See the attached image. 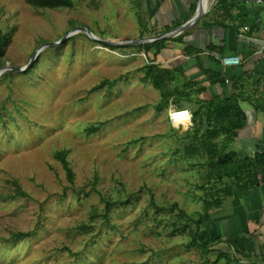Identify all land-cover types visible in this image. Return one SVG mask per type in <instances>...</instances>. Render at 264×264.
<instances>
[{"label":"rangeland","instance_id":"374dc122","mask_svg":"<svg viewBox=\"0 0 264 264\" xmlns=\"http://www.w3.org/2000/svg\"><path fill=\"white\" fill-rule=\"evenodd\" d=\"M152 3L35 8L0 0V67L27 65L0 74V264H205L216 257L211 245L206 252L187 245L193 222L179 230L187 223L179 210L198 219L208 191L205 126L196 131L192 119L172 124L167 116L170 102H193L190 86L179 97L166 81L172 95L157 110L161 91L141 81L154 62L143 44L68 35L78 27L113 41L154 35ZM102 81L109 82L93 89ZM105 200L115 203L107 218Z\"/></svg>","mask_w":264,"mask_h":264},{"label":"crops","instance_id":"0c3cea01","mask_svg":"<svg viewBox=\"0 0 264 264\" xmlns=\"http://www.w3.org/2000/svg\"><path fill=\"white\" fill-rule=\"evenodd\" d=\"M197 1L153 0L150 16L157 33L183 23ZM147 54L172 72L173 95L181 97L186 94L183 85L190 86L194 100L177 99L179 108L191 112L204 102L236 98L245 123L225 140L226 150L250 159L257 154L264 158V2L206 0L200 21L167 38L158 52L151 47ZM228 56H237L239 62L225 63ZM229 183L232 194L209 211L210 248L217 253L209 263L264 264V180L246 189L233 180Z\"/></svg>","mask_w":264,"mask_h":264},{"label":"trees","instance_id":"16d2710c","mask_svg":"<svg viewBox=\"0 0 264 264\" xmlns=\"http://www.w3.org/2000/svg\"><path fill=\"white\" fill-rule=\"evenodd\" d=\"M28 5L35 8H57L71 7L73 0H24ZM194 10V5L190 8V13ZM153 10L152 12H154ZM191 15L187 16L189 18ZM186 18V19H187ZM180 24V23H179ZM4 35L0 32V57L4 46ZM167 39L156 40L151 43H145L142 47L147 51L154 47L158 52ZM173 74L169 69L159 67L154 62L145 64V72L141 78L142 82L150 81L154 88L161 91V101L156 105L157 110H161L167 105V100L172 93L166 92V81L172 80ZM109 81H102L93 89L100 88ZM191 119L196 124V131L199 127L205 126L204 137L207 139L205 148L207 152V171L205 174L206 186L208 191L205 193L207 198L203 199V212L200 213L198 219L193 220L183 211L179 210L178 216L185 217V223L181 229L195 224V229L190 230L191 239L187 243L188 246L199 248L206 252L211 245L210 235V209L218 208L222 205L223 197L232 194V185L229 180L240 188L246 189L258 184L264 180V158L262 154L255 155L252 159L241 156L238 152L226 150L227 138L235 136L237 131L241 129L245 123V115L240 108L236 98L220 99L218 101H209L202 103V106L191 113ZM89 133L96 130L95 126L86 129ZM56 158L60 161L65 170L67 180L73 181V172L65 158L64 151H58ZM203 188V186H202ZM16 194L21 195L23 192L17 191ZM114 202L105 200V210L103 217L107 218ZM157 210L172 211L175 204L170 207H163L153 203ZM85 228V227H82ZM177 227H175L174 230ZM25 232H16L14 237H22ZM69 251V249H67ZM205 264H211L206 262Z\"/></svg>","mask_w":264,"mask_h":264},{"label":"water","instance_id":"95a60500","mask_svg":"<svg viewBox=\"0 0 264 264\" xmlns=\"http://www.w3.org/2000/svg\"><path fill=\"white\" fill-rule=\"evenodd\" d=\"M200 1L201 0L197 1V4H196V7H195L193 14L189 18H187L183 23L179 24L178 26H176V27H174V28H172L166 32L157 33V34L150 35L147 37H143V38H139V39L126 40V41L106 40V39H102V38L98 37L97 35H95L93 32H91L86 27H78L76 29H73V30H71V32L68 33V35L72 34L76 30H80V31L87 33L88 36L90 38H92L93 40H96L100 43H104L107 45H139V44L154 42V41L160 40V39L171 38V37L183 32V31L187 30L191 26L195 25L198 21H200V19L202 18L203 14H204V11H205V8L204 9L199 8ZM26 67H27V65L23 66V67L2 66V67H0V74L3 73L5 70L23 71L26 69Z\"/></svg>","mask_w":264,"mask_h":264},{"label":"built area","instance_id":"2783aa9c","mask_svg":"<svg viewBox=\"0 0 264 264\" xmlns=\"http://www.w3.org/2000/svg\"><path fill=\"white\" fill-rule=\"evenodd\" d=\"M255 4L263 3L264 0H248ZM223 61L227 64H237L239 62V58L237 56H228L223 59ZM168 120L172 124H181L187 122L191 119V112L187 108H169L167 112Z\"/></svg>","mask_w":264,"mask_h":264},{"label":"bare ground","instance_id":"6f19581e","mask_svg":"<svg viewBox=\"0 0 264 264\" xmlns=\"http://www.w3.org/2000/svg\"><path fill=\"white\" fill-rule=\"evenodd\" d=\"M205 4H206V0H201L199 3V8L204 9L205 8Z\"/></svg>","mask_w":264,"mask_h":264}]
</instances>
